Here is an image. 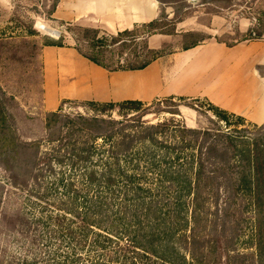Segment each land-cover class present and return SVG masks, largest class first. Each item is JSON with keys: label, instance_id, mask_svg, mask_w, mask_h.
<instances>
[{"label": "trees", "instance_id": "obj_1", "mask_svg": "<svg viewBox=\"0 0 264 264\" xmlns=\"http://www.w3.org/2000/svg\"><path fill=\"white\" fill-rule=\"evenodd\" d=\"M182 19L163 12L150 24L116 35L67 25L85 59L109 72L139 71L166 54L150 49L148 39L176 35ZM184 38L195 39L186 49L201 42L195 33ZM63 41L62 36L43 47H63ZM118 51H131V59H121ZM178 100L192 109L200 103ZM66 104L46 114L43 139L22 142L0 92V165L14 190L29 189L31 208L4 215L10 229L4 234L12 241L0 244V264H210L198 229L199 207L211 194L229 204L250 197L263 249L264 125L254 132H225L220 124L244 119L208 103L217 119L209 118L212 129L174 121L147 124L151 113L139 101L74 103L91 117L67 115ZM115 112L123 119H114ZM47 176H53L51 184ZM185 198L192 205L190 217Z\"/></svg>", "mask_w": 264, "mask_h": 264}, {"label": "crops", "instance_id": "obj_2", "mask_svg": "<svg viewBox=\"0 0 264 264\" xmlns=\"http://www.w3.org/2000/svg\"><path fill=\"white\" fill-rule=\"evenodd\" d=\"M161 1L61 0L52 20L116 35L152 23L163 11L173 19L174 8ZM230 1L187 0L190 13L176 25V35H154L148 45L159 51L191 33L200 36V44L189 49L174 45L144 70L109 72L82 57L74 43L44 47L41 110L58 112L66 101L149 105L170 98L200 100L262 127L264 39H237L250 36L252 28L244 22L231 26L223 14ZM184 120L197 129L191 111Z\"/></svg>", "mask_w": 264, "mask_h": 264}, {"label": "rangeland", "instance_id": "obj_3", "mask_svg": "<svg viewBox=\"0 0 264 264\" xmlns=\"http://www.w3.org/2000/svg\"><path fill=\"white\" fill-rule=\"evenodd\" d=\"M163 1L167 3V7L174 8L179 16H186L190 13L186 11L187 0ZM54 2L55 0H0V92L4 97L6 108L16 124V134L19 135L22 142L43 139L46 134V113L41 110L44 78L43 58L41 57L43 45L57 42L63 36L64 45L74 43L76 46L72 33L68 31V25H77L66 24L64 26L60 22L52 20L54 13L49 15ZM233 4V0H231L226 6L233 10ZM249 7L251 10L245 15L243 22L251 23L255 37L253 38L250 34L248 39L263 40L264 0H255ZM228 11L229 9L223 12L227 19H229ZM58 32L61 33L60 38H58ZM103 34L107 33L101 31V35ZM237 39L241 41L244 40V37L238 36ZM194 41V38L173 39L172 43H169L171 48L166 47L159 51L168 53L174 45L185 47ZM138 51H141V46L138 47ZM118 55L124 60L132 57L131 51H118ZM66 102L64 111L67 115L94 116L89 110L74 105L77 102ZM157 104L147 105L151 114L144 119L145 123L157 125L174 121L177 125L187 127L184 119L190 111L196 117L197 129L214 128L209 118L217 122L214 112L206 102L200 101L195 105V109L190 108L188 102H180L178 99H174L173 105L170 106L164 102ZM159 110L166 113L159 112ZM177 110L179 115L170 114ZM113 118L123 119L118 112L114 113ZM188 124L192 125L191 122ZM220 126L223 131L235 135L246 128L251 132L257 130V127L252 124L238 122L234 118L230 120L229 125L220 124ZM99 144L102 145L101 142ZM53 180V176H47L45 179L48 184H51ZM11 185L8 173L0 165V244L3 247L9 244L7 239L12 241L11 236L4 234L5 230H10L9 227L3 225L4 215H15L23 210L31 211L27 201L29 189L14 190ZM30 186L34 187L32 182ZM188 201L189 199L185 198L186 208H190L187 215L190 217L192 205ZM199 213L201 214V227L198 232L202 241L206 242L203 248L210 264H264V247L260 249L258 246L260 232L257 212L249 196L243 198L242 201L240 199L236 203L229 204L225 197H221L217 201L211 194L208 199L203 200L199 207Z\"/></svg>", "mask_w": 264, "mask_h": 264}, {"label": "built area", "instance_id": "obj_4", "mask_svg": "<svg viewBox=\"0 0 264 264\" xmlns=\"http://www.w3.org/2000/svg\"><path fill=\"white\" fill-rule=\"evenodd\" d=\"M253 1L255 0H233V10L229 9V11L227 12V15L229 17L228 20L230 21L232 27H235L237 25H239V27L241 26V23L244 21L245 15L248 11L251 10L249 5ZM251 35L253 36V38L255 37L253 30L251 31Z\"/></svg>", "mask_w": 264, "mask_h": 264}, {"label": "water", "instance_id": "obj_5", "mask_svg": "<svg viewBox=\"0 0 264 264\" xmlns=\"http://www.w3.org/2000/svg\"><path fill=\"white\" fill-rule=\"evenodd\" d=\"M61 37V33L60 32H58V38H60Z\"/></svg>", "mask_w": 264, "mask_h": 264}]
</instances>
